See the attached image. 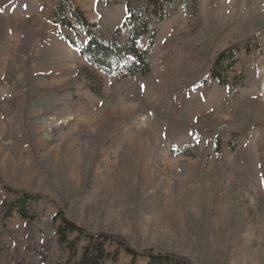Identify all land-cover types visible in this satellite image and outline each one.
Instances as JSON below:
<instances>
[{"label": "rangeland", "instance_id": "obj_1", "mask_svg": "<svg viewBox=\"0 0 264 264\" xmlns=\"http://www.w3.org/2000/svg\"><path fill=\"white\" fill-rule=\"evenodd\" d=\"M60 1L0 0V264H67L59 210L137 253L264 264V0H175L151 24L145 76L91 68L81 31L72 45L52 23ZM125 1L72 6L108 41ZM234 47L219 82L210 72ZM22 192L40 196L32 222L5 215ZM104 249L103 264H151Z\"/></svg>", "mask_w": 264, "mask_h": 264}, {"label": "trees", "instance_id": "obj_2", "mask_svg": "<svg viewBox=\"0 0 264 264\" xmlns=\"http://www.w3.org/2000/svg\"><path fill=\"white\" fill-rule=\"evenodd\" d=\"M72 1H60L52 23L59 27H65L72 32L73 40L67 36L65 37V40L72 45L78 44V42L76 44V41L80 39L79 31H81L86 38V42L82 46L77 45L78 53L85 58L86 63L91 68L97 69L106 75H115L120 72L122 76H145L149 73L148 56L155 37V31L151 28V24H159L164 21L170 15V10L175 0H126L124 2L125 18L120 23L121 25L113 30L108 41H104L101 37V27L87 22L79 10L72 6ZM102 1L106 5L114 7L122 3V0ZM125 33L126 38L122 41V36ZM142 37H148L150 41L147 47L141 50L137 46V41ZM235 48L227 50L218 56L210 72L212 78L223 82L224 79L221 77L218 68L224 62L226 63L224 68L227 70L232 69L234 63L232 61L233 52L237 50ZM246 50L248 49L246 48ZM5 189L9 190L8 188ZM39 197L38 195L22 192L16 200L6 206L5 215L9 216L13 209L21 219L32 222L36 219V215L29 206L39 200ZM54 221H60L55 233L58 237V243L64 244L69 250L70 255L67 264L75 259L76 240L82 236L88 242L73 264H103L105 260L110 258V255L104 249V245L108 241L116 243L118 247L122 248L133 258L140 256L147 259L151 264H189L186 260L173 254L137 253L122 238L117 236L88 233L70 222L60 210L53 218ZM68 233H76L77 237L73 240H68Z\"/></svg>", "mask_w": 264, "mask_h": 264}]
</instances>
